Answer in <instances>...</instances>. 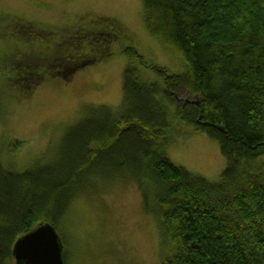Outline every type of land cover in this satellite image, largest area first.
Instances as JSON below:
<instances>
[{"label":"trees","instance_id":"1","mask_svg":"<svg viewBox=\"0 0 264 264\" xmlns=\"http://www.w3.org/2000/svg\"><path fill=\"white\" fill-rule=\"evenodd\" d=\"M142 2L149 33L179 55L188 72L160 70L164 80L145 85L131 61L122 115L112 116L109 105L92 106L98 112L68 133L57 161L21 173L0 163V264H16V242L45 223L66 236L61 220L95 174L144 180L140 187L157 209L160 236L173 241L162 264H264V0ZM3 16L13 22L0 39L21 45L0 50V76L27 99L44 83L69 81L109 58L120 39L113 28L94 27L101 24L97 16L92 28L84 17L75 29ZM135 51L122 48L130 60ZM183 91L190 101L181 104L175 96ZM172 118L219 143L226 159L219 181L169 160ZM67 258L64 250L65 264Z\"/></svg>","mask_w":264,"mask_h":264},{"label":"rangeland","instance_id":"2","mask_svg":"<svg viewBox=\"0 0 264 264\" xmlns=\"http://www.w3.org/2000/svg\"><path fill=\"white\" fill-rule=\"evenodd\" d=\"M3 14L50 29H75L84 17L85 26L92 28L97 16L101 24L94 27L113 28L120 37L112 43V56L83 68L69 81L44 83L28 99L0 76V163L7 171L21 173L35 164L57 161L68 133L98 112L99 107L92 106L109 105L112 116L122 115V83L129 62L145 85L164 80L160 70L168 76L188 72L179 55L149 33L142 0H0V35L13 22ZM5 38L0 39V50L21 45ZM129 45L137 52L131 60L122 52ZM188 97L183 91L175 99L182 104L190 101ZM166 139L167 157L174 165L211 182L221 179L226 159L216 140L177 118H172ZM95 176L93 185L83 186L61 220L67 235L58 228L68 252L67 264H162L163 252L173 241L160 236L157 209L144 200L140 187L144 180Z\"/></svg>","mask_w":264,"mask_h":264},{"label":"water","instance_id":"3","mask_svg":"<svg viewBox=\"0 0 264 264\" xmlns=\"http://www.w3.org/2000/svg\"><path fill=\"white\" fill-rule=\"evenodd\" d=\"M13 254L16 264H65L62 239L50 223L19 238Z\"/></svg>","mask_w":264,"mask_h":264}]
</instances>
